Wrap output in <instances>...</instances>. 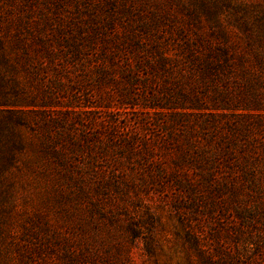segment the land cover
<instances>
[{
    "label": "trees",
    "instance_id": "1",
    "mask_svg": "<svg viewBox=\"0 0 264 264\" xmlns=\"http://www.w3.org/2000/svg\"><path fill=\"white\" fill-rule=\"evenodd\" d=\"M140 4L119 32L112 16L81 24L0 0V207L35 173L92 210L93 195L173 192L192 197L183 208L230 206L264 258V0ZM32 221L13 243L22 263L56 246L66 264H117Z\"/></svg>",
    "mask_w": 264,
    "mask_h": 264
},
{
    "label": "rangeland",
    "instance_id": "2",
    "mask_svg": "<svg viewBox=\"0 0 264 264\" xmlns=\"http://www.w3.org/2000/svg\"><path fill=\"white\" fill-rule=\"evenodd\" d=\"M140 1L43 0L42 7L51 17L81 24L94 19L104 21L112 16L116 30L123 32V26L135 19L140 11L138 6L143 8ZM104 28L108 32L109 27L104 25ZM135 111L127 108L123 115L131 119L137 114ZM105 112L109 113L108 110ZM38 175L35 173L26 184L20 182L10 197V207H0V264H41L43 261L45 264H66L60 260L61 249L56 246L52 247L53 254H49V249L43 256L34 254L32 262L19 261L13 243L20 242L25 229L30 232L38 230L32 221L35 214L48 220L58 234H69L78 245L89 243L87 250L93 257L96 255V261L110 260L117 264H255L260 260L264 264L257 242L260 240L254 238L255 229L249 233L245 226L241 230L242 224L230 206L208 209L204 203L199 206L185 203L187 207L183 208L179 200L192 197L173 192H112L102 197L93 195V203L100 204L101 209L92 210L87 198L81 197L71 204L70 197L63 200L60 195L48 193ZM67 206L73 208L70 210L72 221L64 217ZM97 220L99 225L95 224ZM45 237L41 238L42 243Z\"/></svg>",
    "mask_w": 264,
    "mask_h": 264
}]
</instances>
